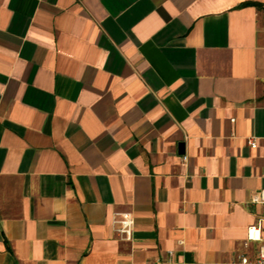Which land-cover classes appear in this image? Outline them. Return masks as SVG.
<instances>
[{
  "label": "crops",
  "instance_id": "obj_1",
  "mask_svg": "<svg viewBox=\"0 0 264 264\" xmlns=\"http://www.w3.org/2000/svg\"><path fill=\"white\" fill-rule=\"evenodd\" d=\"M261 190L264 0H0V264H241Z\"/></svg>",
  "mask_w": 264,
  "mask_h": 264
},
{
  "label": "built area",
  "instance_id": "obj_2",
  "mask_svg": "<svg viewBox=\"0 0 264 264\" xmlns=\"http://www.w3.org/2000/svg\"><path fill=\"white\" fill-rule=\"evenodd\" d=\"M248 144L251 148L256 147V141L251 139L248 141ZM183 159H186L183 157ZM252 203L264 204V190H261L259 193L254 195L251 199ZM120 224V228L117 230L119 233L123 234L126 238L130 237L131 228L133 225V220L130 214L125 213L121 215V220L117 221ZM250 242L260 243L257 249V255L254 260L248 259L246 256L240 257L241 264H264V243L261 239V224L258 222L255 225L249 226L246 230V239L245 245Z\"/></svg>",
  "mask_w": 264,
  "mask_h": 264
},
{
  "label": "trees",
  "instance_id": "obj_3",
  "mask_svg": "<svg viewBox=\"0 0 264 264\" xmlns=\"http://www.w3.org/2000/svg\"><path fill=\"white\" fill-rule=\"evenodd\" d=\"M258 8H260V6L259 5H256Z\"/></svg>",
  "mask_w": 264,
  "mask_h": 264
}]
</instances>
